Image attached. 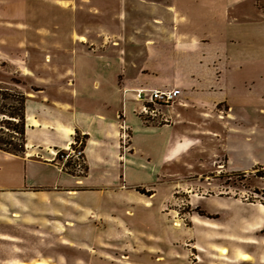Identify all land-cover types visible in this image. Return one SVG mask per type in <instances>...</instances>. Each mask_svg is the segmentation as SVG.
Listing matches in <instances>:
<instances>
[{"label":"rangeland","instance_id":"1","mask_svg":"<svg viewBox=\"0 0 264 264\" xmlns=\"http://www.w3.org/2000/svg\"><path fill=\"white\" fill-rule=\"evenodd\" d=\"M105 5L111 13L90 7L81 23L84 36L100 39L89 46L100 51L114 47L126 60L121 70L107 68L116 73L123 95L177 87L190 96L199 90L200 77L204 90L212 88L209 67L222 69L227 24L248 17L264 0H110ZM56 31L37 29L48 36ZM178 55L184 68L197 58L200 77L175 75ZM94 59L75 60L71 67L87 69ZM8 64L0 61V154L20 155L21 125L11 116L22 108V87L28 82L12 68L3 70ZM132 100L129 96L131 103L142 105ZM166 107L149 120L138 111L150 127L134 134L138 152L114 175L122 188L82 191L81 182L80 194L64 201L31 204L26 198L0 204V264H264V169L227 170L225 156L212 158L218 149L211 142L192 150L173 147L179 143L177 128L172 137L169 128L151 129L173 125L172 113L163 114ZM53 163L78 180L87 174V157L83 176L64 170L57 158Z\"/></svg>","mask_w":264,"mask_h":264},{"label":"crops","instance_id":"2","mask_svg":"<svg viewBox=\"0 0 264 264\" xmlns=\"http://www.w3.org/2000/svg\"><path fill=\"white\" fill-rule=\"evenodd\" d=\"M109 1L0 0V61L12 63L2 68L14 69L28 82L22 87L26 97L25 150L20 155L0 154L1 205L7 199V203H18L28 198L31 204L64 201L67 196L79 195L81 189L123 187L114 175L123 170L128 156L138 152L134 134L150 126L137 114L139 105L129 101V96L131 100L134 96H124L116 73L107 71L112 67L121 70L126 60L114 47L103 51L92 48L89 45H97L100 39L84 36L86 28L81 21L85 9L111 13L109 7L105 10ZM52 10L57 13L52 14ZM246 14L248 17L226 26L222 69H208L214 78L210 91L203 89L206 85L198 74L201 62L195 58L184 68V59L178 55L174 74L200 77L199 90H192L190 96L182 90L180 98L162 110L167 116L172 113V126H151L169 128L170 137L177 128L179 143L173 145L175 148L187 145L192 150L196 145L213 143L218 150H213L212 158L225 156L227 170L243 174L264 167V6ZM45 28L60 31L49 36L37 32ZM88 57H95L91 67H71L73 61ZM76 132L87 138L88 169L83 180L53 163ZM79 185L84 187L77 189Z\"/></svg>","mask_w":264,"mask_h":264},{"label":"built area","instance_id":"3","mask_svg":"<svg viewBox=\"0 0 264 264\" xmlns=\"http://www.w3.org/2000/svg\"><path fill=\"white\" fill-rule=\"evenodd\" d=\"M182 95L179 89H149L137 90L134 98L141 101L139 115L146 120L156 118L162 108L171 106ZM86 135L76 132L72 136L68 146L56 154L57 162L76 176L86 174ZM56 162V161H55Z\"/></svg>","mask_w":264,"mask_h":264},{"label":"trees","instance_id":"4","mask_svg":"<svg viewBox=\"0 0 264 264\" xmlns=\"http://www.w3.org/2000/svg\"><path fill=\"white\" fill-rule=\"evenodd\" d=\"M26 97L23 95V104H22V108L20 109V112H16V114H13V116H11V118L13 119H18V125H21L18 127L19 131H17V133L21 136L23 144L20 145V150H17V152H24L25 150V145H26ZM4 152H8L11 154V151H6L4 150ZM14 155H19V154H14ZM261 169H264V167H261L259 169H257L256 171H259Z\"/></svg>","mask_w":264,"mask_h":264},{"label":"bare ground","instance_id":"5","mask_svg":"<svg viewBox=\"0 0 264 264\" xmlns=\"http://www.w3.org/2000/svg\"><path fill=\"white\" fill-rule=\"evenodd\" d=\"M222 253H223V254H226V250H223ZM241 260L244 261V262H246V261L249 260V256L246 255V254H244V255H242V257H241ZM38 264H40V263H38Z\"/></svg>","mask_w":264,"mask_h":264}]
</instances>
